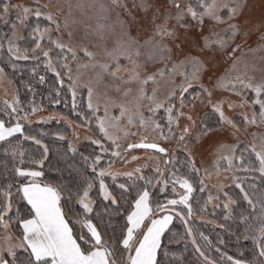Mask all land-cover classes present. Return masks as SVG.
I'll use <instances>...</instances> for the list:
<instances>
[{
	"label": "snow or ice",
	"instance_id": "obj_1",
	"mask_svg": "<svg viewBox=\"0 0 264 264\" xmlns=\"http://www.w3.org/2000/svg\"><path fill=\"white\" fill-rule=\"evenodd\" d=\"M49 7V4L29 7L0 0V21L7 22L10 10H15V19L5 34L6 39L0 42V49L7 44L8 65L13 72L24 70L17 61L35 62L27 71L36 77L42 59L45 69L54 73L56 85L63 87L66 78L74 112L77 89L86 90L87 110L91 115L84 112L78 115L89 123L94 121L102 138L85 137L96 146L87 155L69 140L66 148H56L53 163L49 159L50 145L26 131L24 122L31 123L30 113L20 107L19 98L13 96L4 101L3 114L8 119L0 118V155L3 156L0 160V264H183L180 254L170 251V246L181 240L186 245L191 242L203 264H216L198 243V230L190 223L195 215L191 199L195 189L190 177L192 174L199 177L203 192L207 185L200 173L211 175L207 168L196 167L192 148L202 138L208 140L221 153L213 161L217 174L226 163L224 171L237 167L245 173L258 172L264 185V135L257 140L253 132L252 142L241 148V128L225 114V99L211 100L213 90L234 93L241 97L240 107L259 106L251 118L247 113H240L244 130L256 125L257 118L264 124V55H255L264 52V12L258 22L254 21L245 12L246 0H191L187 4L168 0L167 7L153 5L148 0H139L131 6L126 0L108 3L77 0L69 4V11L64 15H60L59 6L52 11ZM154 7L157 12L164 7L159 23L155 22L156 15L150 23L146 16H138L133 11L146 13ZM73 10L79 13L78 17ZM30 17L37 21L43 17L47 23L44 27L39 22L32 25ZM17 24L28 30L27 37L17 34ZM62 26L66 29L79 26L84 37H95L97 50L88 46L75 48L55 39L53 33L58 35ZM68 36H73L71 30ZM253 36L256 40L247 49L252 54L249 59L243 53ZM45 39L63 53L55 57L59 67L53 62L50 49L44 46ZM21 44L25 46L21 48ZM78 52L82 57H78ZM238 52L240 56L236 55ZM225 58L231 61L226 68L222 64ZM257 61L261 73L258 80L251 74L256 70ZM73 63L77 70L91 69L93 79L82 83L79 71L73 76ZM4 75L5 68L0 67V76ZM205 75L211 88L204 82ZM38 79L43 83L45 76L39 75ZM162 82L167 86L166 91L161 87ZM27 87L30 92L34 91L30 83ZM59 87L54 86L57 95ZM249 90L254 94L253 99L245 98ZM176 100L179 106L173 103ZM197 100L211 105V115L218 117L213 120L214 128L206 122L197 127L191 114ZM233 106L234 102L228 100L227 107ZM101 107L103 115L99 114ZM41 108L42 105L33 101L31 113ZM158 110L165 113L166 126L156 119ZM181 118L185 121L182 125ZM133 126L158 131L164 141L177 140L185 153L181 161L183 173L180 169L165 172L160 166L161 158L164 165L176 160L161 143H145L144 137L135 144L127 142L129 135H135L130 131ZM52 135L60 141L65 139L60 133ZM226 137H235L236 142H223ZM122 140L126 147L119 143ZM24 141L31 142L34 149H26ZM134 148L153 149L160 154L150 157L156 161L153 175L145 176L140 165L119 171L112 167L113 160L104 159L110 154L127 164L121 150L127 152ZM109 178L114 187L106 183ZM121 178L124 182H119ZM246 179L247 176L233 175L232 181L238 189L234 196L224 191L221 184L217 187L218 194L215 197L209 194L199 208L203 213L209 202L223 196L224 220L235 222L239 229L233 235L238 241L252 242L253 254L249 259L243 258L242 251L238 258L217 248L221 257H226L225 264H264V188L256 184L246 186L242 182ZM150 189L159 191L153 193ZM238 201L247 207H241ZM213 207L218 208L220 204ZM175 221L180 222L183 233L176 230ZM219 227L223 229L225 224ZM198 235L210 245L203 232Z\"/></svg>",
	"mask_w": 264,
	"mask_h": 264
},
{
	"label": "trees",
	"instance_id": "obj_2",
	"mask_svg": "<svg viewBox=\"0 0 264 264\" xmlns=\"http://www.w3.org/2000/svg\"><path fill=\"white\" fill-rule=\"evenodd\" d=\"M50 3V2H49ZM51 4V3H50ZM26 6V5H25ZM34 6V4H33ZM53 6V5H52ZM15 19V10H10L7 22L0 21V42H2L4 39H6L5 34L9 33L10 25L12 21ZM39 22L41 24V27H44L47 23V21L41 17L39 18V21H37V18L30 17L29 23L34 25L35 23ZM18 25V24H17ZM18 35H23L25 37L28 36V30L24 29L21 25V28L19 31H17ZM55 32L53 33V36H55ZM44 46L48 47L50 49V55L54 58L53 62L57 64V67H59V63L55 60V57L57 55L63 56V53L59 51V49H56L53 45H50L47 40L45 39L43 41ZM25 45L21 44L20 47L23 48ZM39 56L40 54L37 53ZM78 57H81L80 54H78ZM71 58L69 57V60ZM35 62H24V61H17V64L24 68L23 71H17L13 72L11 67L8 65V54H7V44L4 45L3 49H0V67L5 68L6 75L5 78L10 83L11 86V94L8 95L6 98L0 99V118L8 119L7 116L3 114V108H4V101L5 100H11L13 96H17L20 101V107L23 108L25 111L30 113L29 119L31 120V123H28L27 121L24 122V127L26 131H28L32 135H36L37 138H41L44 140L46 144L50 145V153H49V159L55 163L54 155L55 150L57 147L60 148H66L67 143L70 139L69 137V131L73 126L79 125L78 130L86 131L88 134H92V137L95 138H102V134L99 132V130L95 127V122H88L87 120H82L81 117L78 115L80 112L86 113V115H91L90 112L87 110V91L86 90H80L77 89V95H76V111H73V97L72 94L67 91V79L65 78V85L63 87H59L56 85L54 73L47 71L43 65L42 59L39 61L40 67L37 72V76L33 77L28 71L27 68L30 67ZM73 70V69H72ZM39 75L45 76V81L41 83L38 79ZM63 75V74H62ZM31 84L34 91L30 92L28 90L27 84ZM83 83V82H82ZM54 86L59 87V95L56 94V91L54 89ZM56 99L60 102L58 104H53L52 101ZM35 102L38 105H42V108L38 110L36 113H31V104L32 102ZM174 103V101H173ZM48 112L53 113L55 116L52 117L49 120H39V119H33L32 116L37 115H46ZM160 114H157L156 119L163 125L166 126V118L163 116V110H159ZM212 110H207L204 114H202L201 118L199 119V123L206 122L209 127H214L213 120L218 118L211 115ZM100 114V113H99ZM67 118V119H65ZM205 118V119H202ZM69 121L71 122V126L69 125ZM87 124L88 126L85 127L84 125ZM41 132L44 133L43 136H41ZM53 133H60L63 134L65 139L63 141L57 140L56 137H54ZM68 135V137H67ZM240 144V147H244L246 142L243 140ZM75 147L79 150V152L84 154L93 153L96 150V146L92 145L91 142L85 138L78 141H72ZM107 144H110V142H106ZM23 145L26 149H34V145L31 144V142L24 141ZM0 152H2V142H0ZM175 155L176 160L173 163H170L169 165H164L161 158L160 166L164 168L165 172H167L169 169H180L181 173L184 171V166L181 164V161L185 159V153L183 150L176 149L175 152L170 153L169 156ZM237 154H239V149H237ZM3 159V156L0 155V160ZM105 160H114L115 157H112L110 154L105 155ZM226 164V163H225ZM103 166V165H102ZM223 166V164L221 165ZM155 166H144L141 171L145 176L153 175V169ZM196 167L197 164H196ZM210 171H213L212 169ZM233 175L244 177L247 176L248 179L242 181L246 186L248 184H256L259 187L264 188V185L261 184V181L259 179V173L255 171H250L245 173L242 170H238L237 167H234L232 170ZM201 175V174H200ZM193 181L194 186V194L192 196V203L195 209V215L192 217L190 223L194 229H197L198 232H203L205 236L208 237V241H210V245L207 244L204 240H202L198 232L196 233V239L198 243H200L203 247V250L205 251V254L210 256L211 259L216 261V264H225L226 257H221V252H227L228 255L236 256L240 258L241 251L243 253L244 259L251 258L253 254V248H252V242L251 240H237L236 235H233V233L239 232V229L235 222L233 221H225L224 220V212H223V196L220 197L219 200L213 199L211 202H209L206 206L205 212H200L199 208L201 205H204L205 199L208 197L209 194L213 195L214 187L211 185L210 182H205L207 185L205 191H200V183H199V177H197L195 174H192L190 177ZM119 182H124L123 178ZM110 186L114 187L112 185V181L109 178V180L106 181ZM153 193L158 192V189H150ZM170 191V186H169ZM224 191L229 192L230 195H233L238 192V189L235 188L234 182H229L224 185ZM251 191V189H249ZM218 194L215 193V196ZM213 195V197H215ZM95 199V196H94ZM197 200L199 203H197ZM97 203H99V200H97ZM214 204H220V207L214 208ZM238 204H240L241 207H247L242 201H238ZM237 211L240 209L237 208ZM250 211V209H249ZM196 217H202V219H197ZM211 221H215V223H212ZM221 223L225 224V228L221 229L219 225ZM176 224V230L183 233L184 229L180 225L179 221H175ZM229 225L231 227H229ZM223 240L224 243L221 244L220 241ZM220 248L221 252H217L216 249ZM170 251H175L180 254L183 260V264H203V261L201 258H199V254L195 252L192 244L190 241L187 242V245L183 240L179 242V244H173L170 246Z\"/></svg>",
	"mask_w": 264,
	"mask_h": 264
},
{
	"label": "rangeland",
	"instance_id": "obj_3",
	"mask_svg": "<svg viewBox=\"0 0 264 264\" xmlns=\"http://www.w3.org/2000/svg\"><path fill=\"white\" fill-rule=\"evenodd\" d=\"M10 3L12 4H23L29 7H37L40 4H49V11H52L55 7L59 6L60 8V15H64L65 13H67L69 11V4H75L77 2V0H9ZM51 4H50V3ZM103 2L108 3L110 2V0H103ZM126 2L129 4V6H131L133 3H139V0H126ZM149 3L153 4V5H163L164 7H167L168 4V0H148ZM182 3L187 4L189 2H191V0H181ZM246 3L248 5V7L245 9L246 14L250 15L254 21L258 22L261 18V14L262 12H264V0H246ZM34 4V6H33ZM53 5V6H52ZM164 7L160 8V11L157 12L155 7L149 9L146 13L145 12H141L139 10L133 9L134 13L138 16L141 17H147V19L149 20V22L151 23V17L153 15H156L158 17L157 21H155L156 23L160 22V19L163 17V13H164ZM74 11V15H76L77 17L79 16V13L75 10ZM114 13H113V17H114ZM205 23H208V21H205ZM221 28H223V25L220 26ZM21 28V25L18 24L17 25V29L16 31H19V29ZM71 30L73 32V36L69 37L68 36V31ZM55 39H58L64 43L69 44V46L75 47V48H79V47H83V46H88L91 50L96 51V47H95V37H84L82 34V30L79 28V26H73L71 29H66L63 26L61 27L60 33L58 35L54 36ZM241 39V37H237V41L239 42ZM256 40V37L253 36L252 39L248 40L247 45L245 46L244 49V53L243 55L246 57H249V59H251L252 54L249 53L247 51V49L249 47H251L254 43V41ZM80 56L82 57V53H79ZM195 54V53H194ZM237 56H240L241 53H237ZM255 55L257 57H259L260 55H264V52H257L255 53ZM80 62H83L82 60ZM231 61L227 60V58L224 59V61L222 62L223 67H227L228 64H230ZM257 67L256 70H254L251 74L254 75L257 80L260 78L261 73L259 71L260 68V62L257 61L256 62ZM72 74L73 76H76L77 71H79L80 76L79 79L81 82H87L89 80L93 79V73L91 71V69H85V68H81L79 70H77L75 63L72 64ZM204 82L206 84H208V86L211 88V84L207 79V75L204 76ZM161 87L164 91H166L167 86L163 84V82L161 83ZM11 94V86L10 83L7 81V79L5 78V76H0V99L2 98H6L8 95ZM220 97H223L225 99V104H224V111L225 114L230 117L231 119H233L234 121L238 122L241 128V132L239 133V139L245 141L246 143L252 142L253 140V136L251 135L253 132L256 134V139L258 140L259 137L261 135H264V124H261L259 121V118H257V123L256 125H249L247 127V131L244 130L245 126L243 124V118L240 115V113L244 112L247 113L249 118H251L252 116V112L259 111V106H252L250 107L249 105H244L243 107H240L238 101L241 99V97L236 96L234 93H229L227 91H221V90H213V95L211 97L212 102H216V100ZM247 99H253L254 98V94L249 90L247 93V96L245 97ZM206 100L208 99L207 97L205 98ZM231 100L234 102V106L233 108L229 109L227 107V101ZM174 103L179 106V100L174 101ZM207 110H212L211 105L207 104V103H201L199 100H197L195 102V106L192 109V116L193 119L196 121V125L197 127L200 125L199 123V119L201 118L202 114H204ZM157 114L159 113V110L157 112ZM100 115H103V108L101 107V111H100ZM147 115V113H146ZM163 116H165V113H163ZM39 117H45L46 119L43 120H49L52 117L54 118L55 116L53 115V113L48 112L46 115H37V117L32 116L33 119H39ZM157 117V115H156ZM158 119V118H157ZM41 120V119H39ZM183 123H185L184 119L181 118L180 120V124L182 125ZM215 127V126H214ZM213 127V128H214ZM131 132L135 133V135H129L127 137V142H132V143H138L140 142L141 137H144V142H159L162 144V146L168 147L169 148V154L172 153L173 149H180L183 150L182 146L180 145V143L175 140V139H170L168 141H164L162 139H160L159 137V132L158 131H153L151 128H146V129H138L137 127L133 126L130 129ZM78 133V136H77ZM195 133L193 132V135ZM69 135V137H68ZM67 135L68 139H70L71 141H78V140H82L83 138H85L86 136H92V134H88L86 131L83 130H78V128L76 126H73L71 128V130L69 131V134ZM225 143H235V137H226L224 139ZM119 143L123 144L126 147V143L125 141H119ZM190 143V141H189ZM193 157L196 161V164L198 166V168L204 169L207 168L208 171L211 173L210 176H205L204 172L201 171V176L204 177L205 182H210L211 185H213L214 187V192L213 195L215 196V193H217V187L219 185H225L229 182H232V176H233V172L232 169L231 171H224L223 169L226 168V164H223V166H221V171L219 172V174L216 173L214 165H213V161L215 160L216 156L220 155L221 153L219 152L218 149H216L215 145H210V142L206 139H203L196 144L193 148ZM157 155H160L159 153H157L155 150L153 149H145V148H134V149H129L127 150V152H124L123 150H121V156L124 157L125 160H128V163L125 164L124 160H122L120 157H115V159L113 160L114 163L112 164V167L116 170L119 171H128L131 170L132 168H135L137 165L142 166L141 169L144 166H156V161L154 159H151L150 157H155ZM131 156H136L137 159L136 160H130L128 159ZM213 171H210V170ZM216 200V199H215ZM11 231V229H10ZM0 235H2V233H0Z\"/></svg>",
	"mask_w": 264,
	"mask_h": 264
},
{
	"label": "water",
	"instance_id": "obj_4",
	"mask_svg": "<svg viewBox=\"0 0 264 264\" xmlns=\"http://www.w3.org/2000/svg\"><path fill=\"white\" fill-rule=\"evenodd\" d=\"M145 143H150V142H145Z\"/></svg>",
	"mask_w": 264,
	"mask_h": 264
}]
</instances>
